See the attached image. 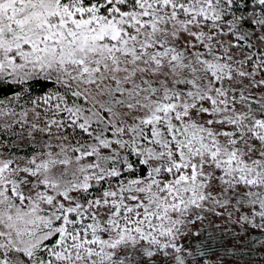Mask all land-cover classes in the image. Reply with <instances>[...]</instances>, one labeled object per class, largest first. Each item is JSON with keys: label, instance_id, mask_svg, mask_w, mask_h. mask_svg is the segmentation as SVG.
I'll use <instances>...</instances> for the list:
<instances>
[{"label": "snow or ice", "instance_id": "snow-or-ice-1", "mask_svg": "<svg viewBox=\"0 0 264 264\" xmlns=\"http://www.w3.org/2000/svg\"><path fill=\"white\" fill-rule=\"evenodd\" d=\"M0 264H264V0H0Z\"/></svg>", "mask_w": 264, "mask_h": 264}]
</instances>
